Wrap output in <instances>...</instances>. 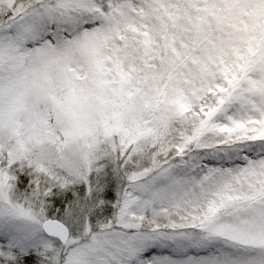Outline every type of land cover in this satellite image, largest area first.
<instances>
[{"label":"snow or ice","instance_id":"6c2138e0","mask_svg":"<svg viewBox=\"0 0 264 264\" xmlns=\"http://www.w3.org/2000/svg\"><path fill=\"white\" fill-rule=\"evenodd\" d=\"M0 264H264V0H0Z\"/></svg>","mask_w":264,"mask_h":264}]
</instances>
